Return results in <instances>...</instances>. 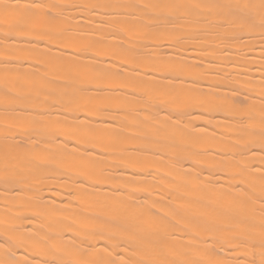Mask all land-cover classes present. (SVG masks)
Returning <instances> with one entry per match:
<instances>
[{
  "label": "bare ground",
  "instance_id": "bare-ground-1",
  "mask_svg": "<svg viewBox=\"0 0 264 264\" xmlns=\"http://www.w3.org/2000/svg\"><path fill=\"white\" fill-rule=\"evenodd\" d=\"M0 264H264V0H0Z\"/></svg>",
  "mask_w": 264,
  "mask_h": 264
}]
</instances>
